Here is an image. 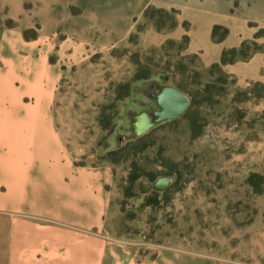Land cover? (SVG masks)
I'll return each mask as SVG.
<instances>
[{"label": "rangeland", "instance_id": "obj_1", "mask_svg": "<svg viewBox=\"0 0 264 264\" xmlns=\"http://www.w3.org/2000/svg\"><path fill=\"white\" fill-rule=\"evenodd\" d=\"M21 22L0 8V29ZM31 22L22 29L25 40L35 39L42 28ZM143 23L146 27L144 18L136 21L131 33ZM130 34L105 46L95 42L94 51L89 47L88 56L77 62L63 60L53 106L74 162L109 172L105 227L136 244L142 256L172 247L262 263L264 181L256 193L247 178L252 172L264 177V97L243 95L231 83L220 94L216 88L205 92L214 75L200 63L175 48H142L138 39L129 41ZM137 73L146 78L134 79ZM167 76L195 92L193 103L186 116L137 139L132 116L155 108L151 86L172 85ZM125 86L128 94L120 96ZM204 98L216 101L208 104ZM133 173L145 175L131 181ZM155 174L171 177L166 192H140L137 182H153Z\"/></svg>", "mask_w": 264, "mask_h": 264}, {"label": "crops", "instance_id": "obj_2", "mask_svg": "<svg viewBox=\"0 0 264 264\" xmlns=\"http://www.w3.org/2000/svg\"><path fill=\"white\" fill-rule=\"evenodd\" d=\"M148 5L176 9L177 25L157 31L147 24L138 45L186 34L182 52L197 54L204 68L264 29V0H0L8 17L22 19L0 29V264H256L172 247L139 255L105 227L108 170L76 164L64 145L53 110L63 60L126 39ZM31 21L42 28L25 40ZM215 24L228 29L219 42L211 39ZM256 41L264 44V35ZM222 70L237 88L264 85V51Z\"/></svg>", "mask_w": 264, "mask_h": 264}, {"label": "trees", "instance_id": "obj_3", "mask_svg": "<svg viewBox=\"0 0 264 264\" xmlns=\"http://www.w3.org/2000/svg\"><path fill=\"white\" fill-rule=\"evenodd\" d=\"M176 14H177V10L174 8L164 9L160 7H155L154 5H148L144 9L142 15L145 21L147 22V24H151L157 31H166V30H172L177 25ZM249 24L254 25L253 23H249ZM187 25H188L187 22L185 21L182 22V26L184 28H186ZM144 27H145V23H143V25H138L135 29V32L130 34L129 41L135 43L138 39V34L143 30ZM227 33H228V29L226 27L220 24H215L211 29V39L213 41L219 42L226 37ZM263 35H264V29L259 28L255 32V35L252 39L243 40L237 47L224 48L221 51L219 61L212 63L209 67L206 68L210 76L214 75V79L212 81H207L203 86V90L205 92H209L211 91V88H216L217 94H220L224 90L225 86H227L230 83L233 84L234 79L222 70V65L227 63H233L238 60H246L256 51H264V44L258 43L256 41L258 37H261ZM188 41L189 38L186 34L182 35V37L179 40L166 39L161 44V49L167 50V49L175 48L177 51L182 52L186 48ZM183 55L185 57H189L194 61H197L198 64L200 63L197 54H183ZM167 77L172 80V86L182 91L190 98L189 105L193 103L195 92L188 90L186 85L176 81L175 78L171 76L170 77L167 76ZM141 78H146V76L140 75L138 73L134 75V79H141ZM125 87H126L125 91L120 96H126L128 94V90H127L128 88L127 86ZM239 92L246 96L254 95L256 97L263 98L264 85L261 84L260 82H254L248 88L240 89ZM204 101L208 104H211L216 100H214V98H204ZM186 111L181 116H186L187 115ZM106 125L102 124L104 128H107ZM192 133L194 136H197L200 133V131L195 130V128L193 127ZM136 138L140 139L141 136ZM143 175L145 174L133 173V176L131 177V181L136 180L139 176H143ZM159 176L160 175L158 174L154 175V177H159ZM263 181H264V177L255 172H252L247 178L248 184L253 188L254 192L256 193H260L262 191ZM167 188L164 189L163 191H157L153 189L152 190L154 193H164L166 192Z\"/></svg>", "mask_w": 264, "mask_h": 264}, {"label": "water", "instance_id": "obj_4", "mask_svg": "<svg viewBox=\"0 0 264 264\" xmlns=\"http://www.w3.org/2000/svg\"><path fill=\"white\" fill-rule=\"evenodd\" d=\"M156 109L152 111L142 110L132 116L131 131L136 137L142 136L153 127L183 115L189 106V97L182 91L172 85H163L156 93L150 92ZM171 183V177L161 175L153 182L141 178L138 184V190L145 193L151 189L163 191Z\"/></svg>", "mask_w": 264, "mask_h": 264}, {"label": "flooded vegetation", "instance_id": "obj_5", "mask_svg": "<svg viewBox=\"0 0 264 264\" xmlns=\"http://www.w3.org/2000/svg\"><path fill=\"white\" fill-rule=\"evenodd\" d=\"M160 87H161V86H160ZM160 87H159V88H160ZM159 88H156L155 85H152V86H151V89L153 90V91H152L153 93H156V92L159 90ZM156 108H157V107H156V105H155V108H154V109H156ZM154 109H151V110H148V111H152V110H154Z\"/></svg>", "mask_w": 264, "mask_h": 264}]
</instances>
